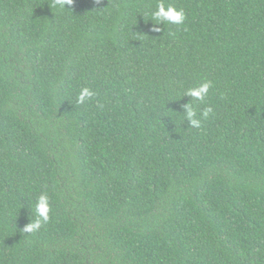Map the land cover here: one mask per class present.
Masks as SVG:
<instances>
[{
    "label": "trees",
    "instance_id": "16d2710c",
    "mask_svg": "<svg viewBox=\"0 0 264 264\" xmlns=\"http://www.w3.org/2000/svg\"><path fill=\"white\" fill-rule=\"evenodd\" d=\"M167 2L0 0V264H264V0Z\"/></svg>",
    "mask_w": 264,
    "mask_h": 264
},
{
    "label": "clouds",
    "instance_id": "9594fccd",
    "mask_svg": "<svg viewBox=\"0 0 264 264\" xmlns=\"http://www.w3.org/2000/svg\"><path fill=\"white\" fill-rule=\"evenodd\" d=\"M99 2V0H97ZM72 0H55V6L63 9L65 5H71ZM153 23V30L161 31L160 25H182L186 19V13L183 8H177L175 5L168 3L167 0H157L155 9L149 13ZM212 87L211 80H203L195 87L186 88L182 95H187L195 101L205 102V98L209 95V90ZM96 92L89 87H82L76 95V104H85L93 99ZM103 107L102 105H98ZM184 121L186 120L190 127L199 129L202 126V120H207L210 114L214 113L211 105H206L203 110L197 115L196 109L192 103L188 102L182 106ZM35 218L24 225L22 231L24 233H33L47 225L50 220V197L46 191L41 192L35 199L33 208Z\"/></svg>",
    "mask_w": 264,
    "mask_h": 264
}]
</instances>
